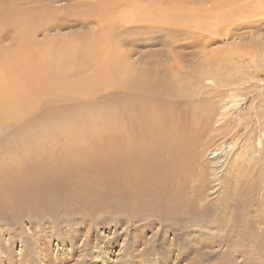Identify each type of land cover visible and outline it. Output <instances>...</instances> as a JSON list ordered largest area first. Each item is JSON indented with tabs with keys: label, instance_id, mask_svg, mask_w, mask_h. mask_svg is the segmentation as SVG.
<instances>
[{
	"label": "rangeland",
	"instance_id": "rangeland-1",
	"mask_svg": "<svg viewBox=\"0 0 264 264\" xmlns=\"http://www.w3.org/2000/svg\"><path fill=\"white\" fill-rule=\"evenodd\" d=\"M99 1L35 0L29 6L35 10L50 7L49 10L57 13L89 5L95 10ZM4 2L10 0H0V13ZM130 2H135L134 6L125 7L124 3ZM227 3V0H124L117 8H107L95 18H85L86 23L70 12L66 14L71 19L66 22L68 25L64 23L65 27L50 32L49 39L60 34V37L86 40L94 33L98 39L108 38L107 45H115L111 42L115 40L135 71L147 77L149 64L163 62L169 68L179 61L187 74L200 64L209 65L215 80L219 73L226 79L227 83L217 87V91L226 93L223 100L230 101V95L242 99L226 119L227 126L224 123L226 135L215 139L217 142L210 147L237 140L239 146L230 152L223 145L218 147L217 155L225 160L224 166L217 175H214L216 168L209 173L207 190H199L197 182H191L184 193L186 199L174 197V205L168 206L170 198L162 197L158 204L153 202L159 207L153 208L152 204L148 207V168L142 163L148 158V144L125 140L129 149L116 154L108 150L117 140L124 139V135L72 138L69 143L81 153L80 163L73 166L69 162L68 167L53 171V175L45 172L40 178H20L0 186V264H264V98L261 95L264 12L257 9L261 13L240 14L243 18L229 27L231 32L227 37L221 31L208 32L200 23L205 20L209 24L212 20L203 12L219 14ZM16 6L26 7L21 2ZM170 7L183 8L188 25H160L158 20L165 19L164 12L172 14ZM193 12L197 14L193 16ZM88 13L92 15L93 11ZM124 13L129 18L137 16V23L126 25L121 21L127 20ZM173 15L177 13L174 11ZM37 40L46 39L41 34ZM217 54L225 55L220 57L223 64L216 61ZM231 64L241 66L242 70L235 72ZM161 73L165 72L160 71L155 77ZM194 82L193 91H202L203 83L204 88H210V83L206 85L205 81ZM114 91L102 93L107 95L101 94L88 103L74 101L80 109L76 107L73 113L87 114L100 109L102 106L98 104L103 101H121L124 93L119 97L120 92ZM220 126L223 128V124ZM2 128L0 141L7 142L14 134L13 127ZM17 139L34 147L23 137ZM89 140L90 147L81 144ZM245 144L251 148L241 150L240 146ZM7 145L12 146L9 142ZM250 153L257 158L251 159ZM87 159L92 162L86 166L83 162ZM102 159L107 161L104 163ZM206 161H211L210 156ZM52 162L56 160L53 158ZM126 172L127 181L123 177ZM184 201L189 206L187 203V207H180Z\"/></svg>",
	"mask_w": 264,
	"mask_h": 264
},
{
	"label": "bare ground",
	"instance_id": "bare-ground-1",
	"mask_svg": "<svg viewBox=\"0 0 264 264\" xmlns=\"http://www.w3.org/2000/svg\"><path fill=\"white\" fill-rule=\"evenodd\" d=\"M16 1L4 2L0 13V129L11 126L14 132L9 135L7 142L0 141V186L20 178H40L45 172L53 175V171L68 167L69 162L73 166L77 165L83 158L78 150L72 149L70 139L82 136L98 139L100 135L105 134L124 135V139L117 140V144L108 150L116 154L125 153L129 149V143H124L125 140L132 143L143 141L148 144V158L142 161L143 167L148 168V207L152 204L155 208V204H158L162 197L170 198L168 206L174 205V197L186 199L187 195L184 193L191 182H197L199 190L208 189L209 173L216 168L214 175H217L225 162L217 155L220 151L218 147L223 145L224 150L228 148L230 152L239 146L237 140L228 144L222 141L210 147L217 142L215 139L226 135L224 123L227 126L225 121L231 116L230 112L242 100L230 95L231 100L224 101L226 93L217 91L219 85L227 83L222 73H219L220 76L215 80L211 76L212 68L207 64H200L187 74L180 68V62L174 60L175 64L169 68L168 64L165 66L163 62L149 64L151 70L148 71L147 77L135 71V67L128 62L129 57L127 59V55L125 56V52L116 45L115 40L111 41L115 45H107L110 40L105 34L99 39L94 33L86 40L64 36L63 38L60 34L49 39L51 31L59 29L71 20L66 14L73 12L78 20L82 19L86 23L85 18H95L107 8H117L124 0H101L95 3V10L89 7L93 5H89L57 13L49 10L50 7L46 10L31 9L29 5H34L35 0ZM244 1L248 0H227L228 5L219 14L209 15L205 10L203 13L212 21L208 24L202 20L203 23L200 24H204L210 33L221 31L219 33L227 37L231 32L229 27L243 18L240 14H254L257 9L264 12V1ZM18 2L26 7L18 9ZM126 3L124 5L127 8L135 4ZM169 9L173 11L170 10L172 14L170 15L169 11L164 12L165 19L158 20L160 25H188V18L183 16V8ZM91 11L92 15L88 13ZM174 11L177 15H173ZM195 12L192 13L193 16L199 14ZM122 15L127 18L121 20L126 25L137 23V16L129 18L125 13ZM41 34L43 39H46L43 42L37 40ZM5 43L7 45H4ZM236 48L232 49L237 51ZM213 55H209L210 58ZM217 55L216 61L219 65L223 64V58L221 60L220 57L225 55ZM230 67L235 72L242 70L241 66L237 68L234 64ZM160 71L165 73L155 77ZM195 80L197 83L205 81L206 85L210 83V88H204L203 83L202 91H193ZM110 90H115L117 94L120 92L119 97L124 93V97H121L123 100L114 103L103 101L98 104L102 106L100 109L87 114L73 113L76 107L80 109L74 101L88 103ZM103 94L102 96H105ZM261 95L264 98V92ZM17 137H23L34 147L26 146L23 141L18 142ZM91 140L81 144L90 147ZM8 142L12 144L10 148ZM240 148L246 151L251 146L245 144ZM250 155L251 159L257 158L254 153ZM209 156L210 162L206 161ZM53 158L55 163L52 162ZM106 161L102 159V162ZM91 162L92 160L87 159L83 163L87 166ZM126 176L127 172L123 177L126 179ZM187 203L189 206V202L184 201L180 207H187Z\"/></svg>",
	"mask_w": 264,
	"mask_h": 264
}]
</instances>
